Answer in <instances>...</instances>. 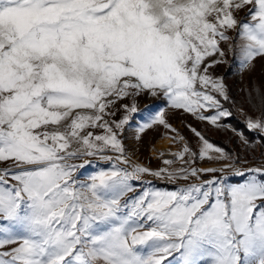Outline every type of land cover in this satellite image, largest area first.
I'll return each instance as SVG.
<instances>
[{
    "label": "snow or ice",
    "instance_id": "6c2138e0",
    "mask_svg": "<svg viewBox=\"0 0 264 264\" xmlns=\"http://www.w3.org/2000/svg\"><path fill=\"white\" fill-rule=\"evenodd\" d=\"M229 53L251 137L210 72ZM258 61L264 78V0H0V264H264ZM176 112L244 157L192 124L188 142ZM157 128L180 148L153 168L125 133Z\"/></svg>",
    "mask_w": 264,
    "mask_h": 264
},
{
    "label": "rangeland",
    "instance_id": "374dc122",
    "mask_svg": "<svg viewBox=\"0 0 264 264\" xmlns=\"http://www.w3.org/2000/svg\"><path fill=\"white\" fill-rule=\"evenodd\" d=\"M247 9L238 11L235 13L236 18L238 20H243L246 18ZM228 35L231 37L235 36L234 31H229ZM222 47H225L227 50V46L222 44ZM210 72L216 77H223L225 84L228 86L230 96L233 100L237 103L235 105L229 104L225 102V107L231 108L234 115L230 120V123L235 127L245 131L246 135L251 137V133H247L246 129L244 128V124L242 123L244 116L241 115L238 108L241 102L245 99L246 90L252 87V81L247 72H241V70L233 63L232 55L229 53L226 56V63L216 65L214 68L210 69ZM255 76L256 82L264 81V78L261 77L260 73V62H257L256 65V72L253 74ZM157 101L150 100L146 97H141L139 100V105L141 108H144L148 104H154ZM245 112L250 115H257V113L253 112L251 108L248 107L247 103H244ZM170 123L177 128L186 138L187 141L195 144V140L191 134V132L186 127L187 124H192L193 126L197 127L198 129L202 130L207 138L214 142L216 145H221L226 143V146L230 151H235L239 153L242 157H244V153L241 150V145L236 143V137L228 131H224L223 129H213L210 126L197 122L187 114H181L179 112L170 113L169 115ZM125 135L128 139L125 141L128 149L129 154L133 155V158L145 165L150 167H158L160 166V159H158V153L163 152L159 147V143L161 141H169L171 143L172 151H177L180 148L179 144H172L170 140V133H168L163 128H157L155 130L147 131L141 140L134 141L133 140V130L129 129ZM231 148V149H230ZM261 149L257 145L256 151L254 153L249 154L246 158L251 160L253 156L259 157L261 153ZM170 158V157H169ZM158 185L162 182L155 181Z\"/></svg>",
    "mask_w": 264,
    "mask_h": 264
},
{
    "label": "bare ground",
    "instance_id": "6f19581e",
    "mask_svg": "<svg viewBox=\"0 0 264 264\" xmlns=\"http://www.w3.org/2000/svg\"><path fill=\"white\" fill-rule=\"evenodd\" d=\"M159 147L161 148V150H162L163 152H167V151H169V150L172 151L171 143H170L169 141H167V140H165V141H161V142L159 143Z\"/></svg>",
    "mask_w": 264,
    "mask_h": 264
},
{
    "label": "trees",
    "instance_id": "16d2710c",
    "mask_svg": "<svg viewBox=\"0 0 264 264\" xmlns=\"http://www.w3.org/2000/svg\"><path fill=\"white\" fill-rule=\"evenodd\" d=\"M221 147H224L225 149H228L227 147H229V146H226V143H223V144H221L220 145ZM231 149V148H230Z\"/></svg>",
    "mask_w": 264,
    "mask_h": 264
}]
</instances>
